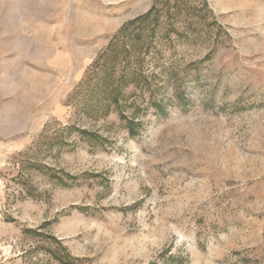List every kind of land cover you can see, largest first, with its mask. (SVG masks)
I'll use <instances>...</instances> for the list:
<instances>
[{
  "label": "rangeland",
  "instance_id": "obj_1",
  "mask_svg": "<svg viewBox=\"0 0 264 264\" xmlns=\"http://www.w3.org/2000/svg\"><path fill=\"white\" fill-rule=\"evenodd\" d=\"M0 264H264V0H0Z\"/></svg>",
  "mask_w": 264,
  "mask_h": 264
},
{
  "label": "trees",
  "instance_id": "obj_2",
  "mask_svg": "<svg viewBox=\"0 0 264 264\" xmlns=\"http://www.w3.org/2000/svg\"><path fill=\"white\" fill-rule=\"evenodd\" d=\"M150 14H151V12L150 11H148V12H146L144 15H142V16H139V17H137L136 19H134V20H132L129 24L130 25H135L136 23V28H135V26H133L132 27V29H129L128 28V25L129 24H127L126 25V27H124L125 29H124V31H125V33H126V31H130V30H133L132 32H130V33H126L127 35H128V37L131 35V34H133L134 35V33L136 32V31H142L143 32V30H144V28L145 27H143L147 22H148V19H149V17H150ZM134 30H136V31H134ZM138 35V39H141V34H140V32L137 34ZM111 83H108V88L109 89H111V85H110ZM115 101L117 102L118 101V99H117V96H115ZM118 103V102H117ZM130 129H132V130H130L131 132H133V128L131 127ZM57 178H58V180L60 181V183L61 184H65L66 183V181L65 180H63V178H61V177H59V176H57ZM29 187V186H28ZM26 191H27V193L28 194H30V195H32V193H33V189L32 188H26Z\"/></svg>",
  "mask_w": 264,
  "mask_h": 264
}]
</instances>
